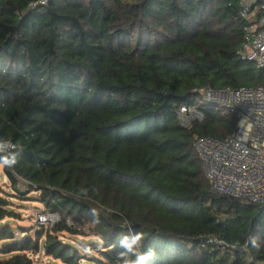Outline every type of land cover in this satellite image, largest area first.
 <instances>
[{
    "label": "trees",
    "instance_id": "trees-1",
    "mask_svg": "<svg viewBox=\"0 0 264 264\" xmlns=\"http://www.w3.org/2000/svg\"><path fill=\"white\" fill-rule=\"evenodd\" d=\"M38 1L0 0V158L16 156L2 167L13 195L61 221L18 238L6 220L21 214L0 184V264H41V249L85 264L62 239L84 235L67 217L91 223L83 248L109 264L129 227L155 249L146 264H264V202L212 191L193 145L229 136L236 118L207 104L189 127L176 115L206 86L264 87V67L238 54L242 0Z\"/></svg>",
    "mask_w": 264,
    "mask_h": 264
},
{
    "label": "built area",
    "instance_id": "built-area-1",
    "mask_svg": "<svg viewBox=\"0 0 264 264\" xmlns=\"http://www.w3.org/2000/svg\"><path fill=\"white\" fill-rule=\"evenodd\" d=\"M48 0L33 2L46 4ZM240 15L245 20L244 40L238 50L242 59L264 67V0H242ZM198 104L184 103L176 111L181 126L205 117L202 104L211 105L222 117L234 116L235 130L225 138L195 135L193 145L202 162L212 191L254 203L264 202V87L242 85L200 89ZM7 142L4 150L13 148ZM59 214L43 212L41 224H55ZM69 226L80 229L71 218ZM207 241L222 251L234 252L237 246L227 240L209 235Z\"/></svg>",
    "mask_w": 264,
    "mask_h": 264
},
{
    "label": "rangeland",
    "instance_id": "rangeland-1",
    "mask_svg": "<svg viewBox=\"0 0 264 264\" xmlns=\"http://www.w3.org/2000/svg\"><path fill=\"white\" fill-rule=\"evenodd\" d=\"M196 105V104H195ZM0 184L5 188L7 192H9V199L12 202V205L14 208H16L17 212L21 214V219H7L6 222H10L15 234L18 238H22L24 236V233L22 232L21 228L27 229L28 233L33 235L35 234L36 230L40 228L41 223L38 220L39 214L43 212H47V208L39 201L37 200H29L28 198L31 197H25L23 199L15 197L14 191L9 188V183L7 180V177L2 173V168H0ZM22 189H26V186L24 183L20 184ZM29 196H37L36 193H31ZM61 221V216L59 215L58 220L55 223H58ZM47 226H50L52 224H46ZM80 231L84 233L83 234H69L65 233L63 238L66 242H70L71 244L78 246V248L90 258L88 260L85 259L82 261L85 264H109L108 261L101 256V253L97 251V249H92L90 253L86 251V249L83 248L84 245L89 244L91 241L95 240V237L90 234V228L91 223L87 222L85 224L80 225ZM43 238L41 239L42 242ZM40 242V243H41ZM31 256L34 258L35 261L41 263V264H65L59 259H55L53 257L47 256L43 249L40 250V252L32 253ZM101 260V261H95L94 259Z\"/></svg>",
    "mask_w": 264,
    "mask_h": 264
},
{
    "label": "clouds",
    "instance_id": "clouds-1",
    "mask_svg": "<svg viewBox=\"0 0 264 264\" xmlns=\"http://www.w3.org/2000/svg\"><path fill=\"white\" fill-rule=\"evenodd\" d=\"M16 156L11 158H0V168L4 166L11 167L16 163ZM130 235L124 236L120 240V247L122 252L117 254L116 264H146V261L153 258L156 253L153 247H149L147 251H142V241L144 240V234L140 232H132L129 227ZM90 253V249H86Z\"/></svg>",
    "mask_w": 264,
    "mask_h": 264
}]
</instances>
